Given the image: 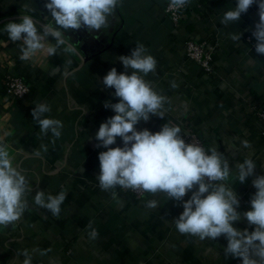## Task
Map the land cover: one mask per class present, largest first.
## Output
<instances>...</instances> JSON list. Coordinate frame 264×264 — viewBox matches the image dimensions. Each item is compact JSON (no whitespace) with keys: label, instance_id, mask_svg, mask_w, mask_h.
Wrapping results in <instances>:
<instances>
[{"label":"crops","instance_id":"obj_1","mask_svg":"<svg viewBox=\"0 0 264 264\" xmlns=\"http://www.w3.org/2000/svg\"><path fill=\"white\" fill-rule=\"evenodd\" d=\"M167 2L122 0L108 29L65 33L78 55L61 48L56 55L38 52L22 61L21 43L9 40L5 24L19 23L24 14L31 15L38 28L54 22L44 0H0V141L32 186L27 197L31 209L15 226L0 227V264H20L24 257L17 258V253L36 248L50 251L43 256L32 253L33 264H242L239 258L225 257L223 236L201 241L180 234L173 219L183 208L166 194L137 197L117 187L118 198L113 199L95 178L100 171L98 154L106 151L96 147L95 133L115 115L104 102H118L114 89L103 88L102 79L113 67L123 72L119 56L130 55L140 43L157 61L155 72L145 79L167 102L163 118L151 116L139 122L137 130L156 132L167 123L191 125L207 148L216 147L228 159L233 171L237 163L251 158L255 175L233 185L240 197L238 211L250 210L256 191L252 180L264 175L263 123L257 115L264 107V56L255 52L251 35L258 9L253 5L239 22L223 26L220 20L236 0H191L175 26L164 11ZM238 33L241 41H233L231 35ZM188 37L215 46L213 72L186 57L183 41ZM50 42L55 43L51 38ZM69 59L71 65L66 63ZM13 71L30 86L20 104L5 98V75ZM37 103L50 105L46 115L63 122L59 138L40 135L31 116ZM116 146H123L120 138L111 147ZM35 150L41 155H33ZM38 190L52 195L66 191L58 218L31 204ZM150 200H156L157 207H146ZM89 221L99 232L95 240L88 236ZM234 227L253 230L243 220Z\"/></svg>","mask_w":264,"mask_h":264},{"label":"clouds","instance_id":"obj_2","mask_svg":"<svg viewBox=\"0 0 264 264\" xmlns=\"http://www.w3.org/2000/svg\"><path fill=\"white\" fill-rule=\"evenodd\" d=\"M122 0H44V8L54 23L37 26L31 15H21L20 22H8L3 30L10 41L20 42V59L29 61L38 52L56 55L63 48L65 53L78 55L77 49L65 35L69 30L86 28L89 32L110 27ZM191 0H168L167 10L179 13ZM256 5L258 22L251 35L255 39V52L264 56V0H236L233 9L224 12L220 24L228 26L239 22L249 9ZM25 10L30 11L25 5ZM242 33L232 34L233 41H241ZM54 40L55 43H51ZM84 59V57H82ZM124 71L111 68L102 79L104 89H114L118 102H104L105 109L115 115L99 125L94 139L97 148L106 149L98 154L99 174L95 177L99 187L118 198L117 187L137 192L156 194L162 192L169 200L182 206L183 211L173 219L175 229L199 240H216L221 236L227 241L223 248L225 257L239 258L242 264H264V175H256L252 185L256 189L250 197V210L238 211L240 197L234 190L237 182L243 184L255 175L256 165L251 158L233 167L216 147L207 150L199 143H188L181 135V128L171 123L152 132L137 130L139 122L151 116L164 117L166 97L159 94L145 77L154 73L157 61L147 54L143 44L137 43L130 55L119 56ZM71 65L69 59L66 62ZM130 72V74H129ZM173 87L175 85L173 84ZM51 108L47 103H37L31 111L32 120L39 126L41 136L59 138L63 122L47 116ZM117 138L122 142L116 145ZM248 146V142H243ZM46 151V146L41 145ZM33 155L40 156L38 150ZM14 157L7 145L0 141V227L15 226L29 211L28 195L32 192L26 175L14 165ZM191 192L190 197L185 196ZM67 193L46 194L36 191L32 205L59 217ZM146 207H157L156 200L146 202ZM246 221L248 228L238 229L234 224ZM88 236L97 239L99 232L89 221ZM50 250L33 249L43 256ZM27 249L17 253L23 256L20 264H33V254Z\"/></svg>","mask_w":264,"mask_h":264},{"label":"built area","instance_id":"obj_3","mask_svg":"<svg viewBox=\"0 0 264 264\" xmlns=\"http://www.w3.org/2000/svg\"><path fill=\"white\" fill-rule=\"evenodd\" d=\"M167 4L164 6V11L169 17L173 25L177 26L182 18L183 10L179 13H173L167 10ZM212 41V40H211ZM183 47L185 49L186 57L194 61L199 68H202L206 72H213V53L215 46L212 42L197 41L194 38L188 37L183 41ZM5 98H7L13 104H20L30 93V86L27 83L25 77L17 72H7L4 81ZM257 115L263 123L264 133V107L257 109ZM181 135L188 143H199L206 150L208 149L203 137L194 129L191 125L181 127ZM137 197L146 195L147 192H137L131 190Z\"/></svg>","mask_w":264,"mask_h":264}]
</instances>
